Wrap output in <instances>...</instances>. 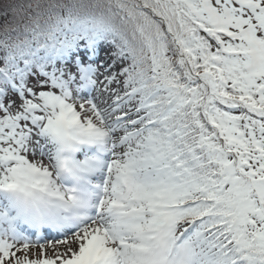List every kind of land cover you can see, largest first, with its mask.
Masks as SVG:
<instances>
[{
    "label": "snow or ice",
    "instance_id": "obj_1",
    "mask_svg": "<svg viewBox=\"0 0 264 264\" xmlns=\"http://www.w3.org/2000/svg\"><path fill=\"white\" fill-rule=\"evenodd\" d=\"M0 264H264V0H0Z\"/></svg>",
    "mask_w": 264,
    "mask_h": 264
},
{
    "label": "rangeland",
    "instance_id": "obj_2",
    "mask_svg": "<svg viewBox=\"0 0 264 264\" xmlns=\"http://www.w3.org/2000/svg\"><path fill=\"white\" fill-rule=\"evenodd\" d=\"M19 246V245H18ZM38 250V245L36 246V248H33L32 251L33 253H35Z\"/></svg>",
    "mask_w": 264,
    "mask_h": 264
}]
</instances>
